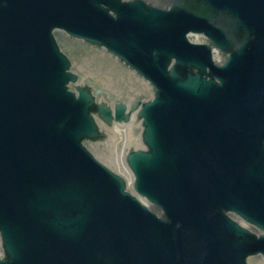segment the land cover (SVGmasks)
<instances>
[{
  "label": "water",
  "instance_id": "water-1",
  "mask_svg": "<svg viewBox=\"0 0 264 264\" xmlns=\"http://www.w3.org/2000/svg\"><path fill=\"white\" fill-rule=\"evenodd\" d=\"M0 233L16 264H263L264 0H0Z\"/></svg>",
  "mask_w": 264,
  "mask_h": 264
},
{
  "label": "rangeland",
  "instance_id": "rangeland-1",
  "mask_svg": "<svg viewBox=\"0 0 264 264\" xmlns=\"http://www.w3.org/2000/svg\"><path fill=\"white\" fill-rule=\"evenodd\" d=\"M119 150H121V146H120V149Z\"/></svg>",
  "mask_w": 264,
  "mask_h": 264
}]
</instances>
